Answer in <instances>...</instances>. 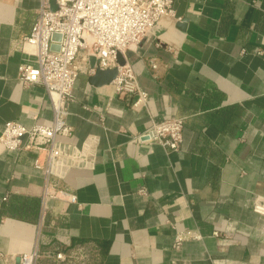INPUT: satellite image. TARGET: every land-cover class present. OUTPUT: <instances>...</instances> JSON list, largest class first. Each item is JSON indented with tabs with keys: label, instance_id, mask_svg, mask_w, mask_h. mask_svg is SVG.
<instances>
[{
	"label": "crops",
	"instance_id": "1",
	"mask_svg": "<svg viewBox=\"0 0 264 264\" xmlns=\"http://www.w3.org/2000/svg\"><path fill=\"white\" fill-rule=\"evenodd\" d=\"M40 3L0 0V131L52 117L43 87L17 76ZM262 50L264 0H172L125 52L141 105L114 93L110 68L80 73L68 139L94 137V165L56 181L75 201L42 199L36 153L0 147V264L32 251L34 264H62L54 254L72 249L85 264H264V215L252 209L264 198ZM174 116L183 118L177 150L134 138ZM180 231L198 238L175 246Z\"/></svg>",
	"mask_w": 264,
	"mask_h": 264
},
{
	"label": "built area",
	"instance_id": "2",
	"mask_svg": "<svg viewBox=\"0 0 264 264\" xmlns=\"http://www.w3.org/2000/svg\"><path fill=\"white\" fill-rule=\"evenodd\" d=\"M52 9L41 0L29 34L23 37L24 52L31 60L18 65V78L25 84H39L50 102L52 117L49 123L25 126L7 121L0 131V147L8 151L28 149L36 153L34 166L43 177L41 197H58L75 201L56 183L72 169H90L95 162L94 137H86L80 146L69 141L72 127L67 123V101L77 76L96 68H116L112 79L118 96H135L131 106L138 107L146 93L138 83L131 64L125 58L130 46L138 44L155 23L172 13V0H56ZM53 33L60 34L53 40ZM58 45L57 50L51 46ZM264 53V50L260 51ZM95 59L94 65L87 63ZM121 56L123 61L118 62ZM150 67L157 62L149 59ZM183 118L174 116L152 120L135 135L137 141L157 142L167 150H177L182 139ZM253 211L264 215V198L257 197ZM198 238L190 231L176 233L174 245L183 239ZM38 253H20L16 264H34ZM62 264H85L81 250L56 252ZM13 259V258H12Z\"/></svg>",
	"mask_w": 264,
	"mask_h": 264
},
{
	"label": "water",
	"instance_id": "3",
	"mask_svg": "<svg viewBox=\"0 0 264 264\" xmlns=\"http://www.w3.org/2000/svg\"><path fill=\"white\" fill-rule=\"evenodd\" d=\"M47 1L49 3L50 8H52V9L56 8V6H57L56 5V0H47ZM59 38H60V34L53 33V35H52V39L53 40H59ZM51 48L53 50H57L58 49V45L53 44L51 46ZM98 71H100V69H97V72ZM105 71L109 74V78H113L115 76V74H116V68L105 69Z\"/></svg>",
	"mask_w": 264,
	"mask_h": 264
}]
</instances>
